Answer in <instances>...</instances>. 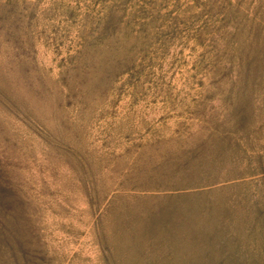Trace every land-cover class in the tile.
I'll return each mask as SVG.
<instances>
[{
  "label": "rangeland",
  "instance_id": "rangeland-1",
  "mask_svg": "<svg viewBox=\"0 0 264 264\" xmlns=\"http://www.w3.org/2000/svg\"><path fill=\"white\" fill-rule=\"evenodd\" d=\"M0 264H264V0H0Z\"/></svg>",
  "mask_w": 264,
  "mask_h": 264
}]
</instances>
